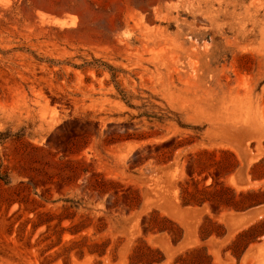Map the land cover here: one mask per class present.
<instances>
[{
    "label": "rangeland",
    "instance_id": "374dc122",
    "mask_svg": "<svg viewBox=\"0 0 264 264\" xmlns=\"http://www.w3.org/2000/svg\"><path fill=\"white\" fill-rule=\"evenodd\" d=\"M1 135L0 264H129L140 241L162 264L200 248L214 264H264V237L228 251L264 205L183 200L264 191V0H0ZM92 175L123 188L116 206L113 190H86ZM81 199L75 223L110 243L103 258L60 239L68 221L35 229ZM152 217L167 231L146 234Z\"/></svg>",
    "mask_w": 264,
    "mask_h": 264
},
{
    "label": "trees",
    "instance_id": "16d2710c",
    "mask_svg": "<svg viewBox=\"0 0 264 264\" xmlns=\"http://www.w3.org/2000/svg\"><path fill=\"white\" fill-rule=\"evenodd\" d=\"M7 139L6 136L1 135L0 143ZM87 173V171H85ZM0 175V180L5 181ZM8 184V182L6 183ZM123 189L119 185L105 181L99 176L92 175L90 179H88L86 184V190L89 193H96L100 197L105 196L111 190L114 192V206L117 205L119 201V191ZM125 196V204L129 209L134 207V196L135 193L131 190H127L124 194ZM184 206L196 205L202 207L206 202L212 203L216 206V208L225 207L227 209L233 210L235 212H246L251 209L260 207L264 205V191L263 192H247L245 194H241L239 198L235 196V194L228 189H220L209 191V189L198 190L194 193L185 192ZM219 196L223 197V200L218 199ZM34 203V202H33ZM36 203V202H35ZM64 203L68 204L69 207L65 209L68 215L63 218H57L52 216L51 214H39L38 222L35 224V229L39 227L46 226L48 229L55 219L58 220L57 228L61 226V224L65 221L71 223L70 227L66 230H61L60 239L65 233H68L74 239L71 241V245L75 247L79 251V255L84 257L85 254L96 255L99 258H103L107 250L110 246V243H101L98 244L92 239L88 237L86 234L90 225L88 224V217L83 216L85 219L80 221L79 223H75L76 215L80 209L86 210V203L84 200H79L75 202L74 200H66ZM36 205V204H35ZM36 210H29L30 213L35 212ZM47 218V219H46ZM155 220V221H154ZM163 223H169L166 220H158V218L152 217L149 221V228L146 230V234L148 232H152L154 230H158V233L162 234L167 231L163 226ZM159 224V225H158ZM172 228L170 229V233L176 238V241H179L182 238V231L178 229L175 225L171 224ZM220 228V227H218ZM106 227L101 224L98 227L97 235L105 232ZM203 241H206L210 233L207 234V229L202 230ZM207 234V235H206ZM218 237H222L221 233H217ZM264 237V219L259 221L258 223L249 227L246 231L240 233L236 239L232 242L228 251L236 257L240 259L247 249L252 245L257 243L261 238ZM72 252V250H65ZM129 264H162L165 261L164 255L157 249H152L147 246L143 241L139 242V245L136 246L131 255L128 258ZM174 264H214L211 256L208 254L206 248L194 249L192 251L186 252L184 255L179 256Z\"/></svg>",
    "mask_w": 264,
    "mask_h": 264
}]
</instances>
